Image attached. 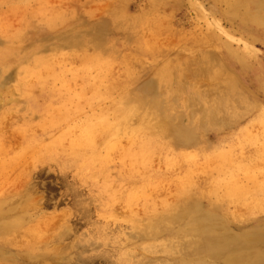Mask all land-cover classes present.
I'll list each match as a JSON object with an SVG mask.
<instances>
[{"label": "rangeland", "instance_id": "rangeland-1", "mask_svg": "<svg viewBox=\"0 0 264 264\" xmlns=\"http://www.w3.org/2000/svg\"><path fill=\"white\" fill-rule=\"evenodd\" d=\"M0 57V209L25 212L0 264L184 207L222 239L264 226V0H0Z\"/></svg>", "mask_w": 264, "mask_h": 264}, {"label": "bare ground", "instance_id": "bare-ground-1", "mask_svg": "<svg viewBox=\"0 0 264 264\" xmlns=\"http://www.w3.org/2000/svg\"><path fill=\"white\" fill-rule=\"evenodd\" d=\"M6 52L9 54V51ZM215 121L217 122V120ZM84 131L89 136H94L95 134L93 128L88 129L86 127L82 132ZM83 136L84 133L82 134ZM73 145L72 148L79 147L76 143ZM79 159L73 158L62 161L61 163L65 162L62 164V167L68 168L71 165L70 163L80 162ZM84 163L88 164L90 160L88 159ZM70 189L72 188L70 187ZM26 200H29L28 197H26ZM174 210L176 212L172 211L173 213L170 214L161 213L159 216L153 215L152 219L149 217L146 222L138 224L134 229L132 228L130 234L126 235L124 239L114 237L112 234H106L103 238L101 236L98 238V241H100L98 243H87L84 245L76 243L72 248H63V246L55 253L50 252L51 250L48 249L46 244H29L27 247L30 248V251L27 255L31 256L32 253L34 254V252L45 248L48 250L44 252H49L46 254L47 258L52 259L54 264H72L73 260L68 256L70 250L72 253L77 254V261L87 262L82 256L87 250L89 251L92 248L99 249V247L110 245V247H113V252L112 250H108L107 252L113 253L115 257V260H111L112 264H139L138 261L144 263L143 258H145L146 254H154L152 261L155 264H264V226L255 229L257 234L251 237L247 235L246 231L243 235L234 233L235 231H230V233L226 232L222 239V234H218L214 230L216 225L210 223L217 222L218 219L211 218L212 214L210 216L208 214L210 213L209 211L203 212L205 214L202 216L188 215V217L186 213H191V209L190 211L185 210L184 207V209L178 208ZM24 213L20 208L15 211L13 209L1 208L0 220L4 215H16V219H21V217H25ZM15 228H17L16 224H7L3 219L0 221V235L10 233ZM262 230L263 232L261 233L260 231ZM66 231L62 229L59 232L60 235L54 237L55 244L60 242L61 236H64ZM42 240H45V237ZM46 241L48 242V240ZM8 245L13 247L12 242ZM14 247L20 251L22 250L20 240ZM8 249L12 250L11 248ZM8 249L6 248L5 250L7 251ZM120 249L122 253L115 254ZM110 257L112 256L110 255ZM18 258L16 257L17 261ZM29 259L33 261V258Z\"/></svg>", "mask_w": 264, "mask_h": 264}]
</instances>
